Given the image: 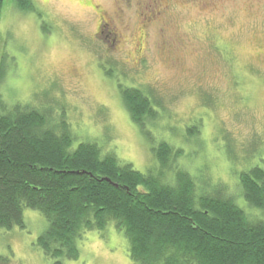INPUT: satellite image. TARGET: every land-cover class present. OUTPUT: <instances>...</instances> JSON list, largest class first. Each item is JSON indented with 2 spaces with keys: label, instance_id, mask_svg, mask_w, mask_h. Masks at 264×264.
Masks as SVG:
<instances>
[{
  "label": "rangeland",
  "instance_id": "374dc122",
  "mask_svg": "<svg viewBox=\"0 0 264 264\" xmlns=\"http://www.w3.org/2000/svg\"><path fill=\"white\" fill-rule=\"evenodd\" d=\"M32 2L34 11L14 0L3 9L0 115L30 105L55 131L67 125L74 148L96 143L142 173L158 170L153 148L164 140L173 167L203 189L221 187L250 219L261 215L247 207L238 175L264 168V0ZM120 85L154 101L160 115L147 133ZM24 217L25 229H0V264H54L38 245L46 218L31 209ZM79 250L64 264H134L113 224L86 233Z\"/></svg>",
  "mask_w": 264,
  "mask_h": 264
},
{
  "label": "trees",
  "instance_id": "16d2710c",
  "mask_svg": "<svg viewBox=\"0 0 264 264\" xmlns=\"http://www.w3.org/2000/svg\"><path fill=\"white\" fill-rule=\"evenodd\" d=\"M14 2L35 10L32 0ZM119 88L132 121L147 133L160 115L154 101L140 89ZM48 120L22 104L0 115V229H25L24 211L40 212L48 226L38 245L54 264L77 260L84 235L110 224L124 233L134 264H264V168L238 175L247 207L261 213L252 220L221 187L203 189L173 167L175 151L164 140L153 148L158 170L142 173L96 143L74 148L69 127L57 132Z\"/></svg>",
  "mask_w": 264,
  "mask_h": 264
}]
</instances>
